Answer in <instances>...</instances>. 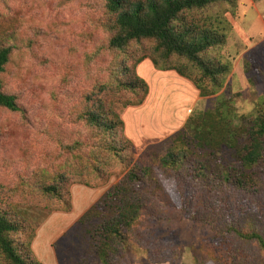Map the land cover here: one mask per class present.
Returning <instances> with one entry per match:
<instances>
[{"label":"rangeland","instance_id":"1","mask_svg":"<svg viewBox=\"0 0 264 264\" xmlns=\"http://www.w3.org/2000/svg\"><path fill=\"white\" fill-rule=\"evenodd\" d=\"M255 1L261 17L257 28L251 29L255 18L250 28L242 23L243 10L252 1L237 0L234 16L227 17L232 30L226 43L211 53L229 66L219 94L228 99L235 126L240 115L252 117L264 108V0ZM104 3L0 0V47L11 50L0 81L19 108L0 109V211L24 220L27 228L17 242L33 236V243L48 220L65 214L74 187L101 189L103 196L131 171L150 168L151 180L138 186L139 195L146 197L144 211L125 233L126 249L114 264H229L243 259L264 264L257 246L231 236L214 240L212 230L219 221L225 229L255 231L264 238V165L257 171L261 188L256 193H213L198 179H167L161 172L159 159L170 137L155 140L139 127L145 140L135 141L127 132V144L118 128L107 137L95 128L87 130L81 114L94 102L95 108L103 102L117 119L133 112L127 104L141 97L140 90L137 96L121 90L113 72L123 74V67L132 70L140 57H153L151 42L122 52L107 50L113 18ZM216 96L200 100L192 115L212 110ZM189 104L170 95L160 99L155 111L171 127ZM53 185L59 186L58 196L41 192ZM77 221L51 241L54 264H102L91 250L87 228Z\"/></svg>","mask_w":264,"mask_h":264},{"label":"trees","instance_id":"2","mask_svg":"<svg viewBox=\"0 0 264 264\" xmlns=\"http://www.w3.org/2000/svg\"><path fill=\"white\" fill-rule=\"evenodd\" d=\"M236 2L105 0L104 3L105 10L113 18L107 28L111 32L106 45L108 51L122 52L132 44L153 43V57H140L132 70L123 67V74L116 69L113 72L115 86L135 96L140 90L141 97L127 106H141L148 95L145 81L136 72L144 59H149L156 70L173 71L191 82L201 99L217 95L212 110L190 116L185 125L169 138L164 155L159 159V168L167 179L192 177L213 193L230 190L256 193L261 188L257 171L264 165V108L252 117L240 115L239 125L235 126V114L229 101L219 94L229 66L211 55L226 43L232 30L227 17L234 16ZM99 51L96 49L95 53ZM10 55L9 47H0V74L4 72ZM94 105L95 102L81 114L87 130L95 128L107 137L118 128L121 141L128 144L123 135V121L117 119L103 102L97 108ZM0 109L19 111L16 98L3 91L1 81ZM147 180H151L150 168L131 171L124 181L110 188L78 219L77 223L87 228L92 240L91 250L102 264H114L121 259L122 251L126 249L125 233L133 230L144 211L146 197L139 195L138 186ZM58 190L59 186L53 185L45 186L41 192L45 196H58ZM70 210L71 198L65 213ZM1 212L0 264H42L31 249L33 236L17 242L19 234L27 228L24 220L18 219L17 215L9 216V211ZM94 220L97 223H93ZM224 227L216 221L212 228L214 240L231 236L244 244L257 246L259 254H264L261 234ZM229 264L253 263L243 259Z\"/></svg>","mask_w":264,"mask_h":264},{"label":"crops","instance_id":"3","mask_svg":"<svg viewBox=\"0 0 264 264\" xmlns=\"http://www.w3.org/2000/svg\"><path fill=\"white\" fill-rule=\"evenodd\" d=\"M243 3L246 0H242ZM243 10V24L246 28L251 29L256 22H260L261 18L258 14L259 5L255 0ZM246 3V2H245ZM243 7V5H241ZM247 9V10H246ZM253 18V19H252ZM260 28V27H258ZM137 75L143 79L148 85V95L143 104L139 107H130L133 112L126 115L124 123V133L127 132L133 136L135 141L145 140L139 135L138 128L141 127L147 134V137L162 140V138H169L179 131L186 123L188 118L192 115L197 107V103L202 100L199 97V92L188 80L178 76L173 71H160L156 70L149 59H144L136 68ZM175 96L178 100L188 99L191 104L188 105L186 113L181 115L180 118L175 119L171 127H167V121L164 123L163 113L162 117L158 116L160 108H156L158 102L166 96ZM160 106V104H159ZM178 108V107H177ZM157 110L158 112H156ZM161 113V112H160ZM166 127L168 129H166ZM127 138V137H126ZM128 139V138H127ZM129 140V139H128ZM104 192V190H92L83 186H76L71 191L72 208L70 212L65 214L56 215L52 217L46 225H44L36 234L32 243V251L36 258L42 264H54L55 250L53 248L52 254L50 253L49 245L53 238H60L61 235L68 230L73 222H76L84 212L88 210ZM56 218V219H55Z\"/></svg>","mask_w":264,"mask_h":264}]
</instances>
